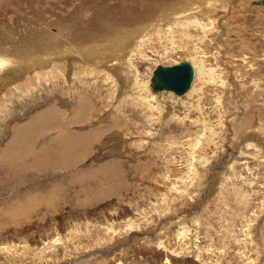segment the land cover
Listing matches in <instances>:
<instances>
[{
  "label": "rangeland",
  "instance_id": "1",
  "mask_svg": "<svg viewBox=\"0 0 264 264\" xmlns=\"http://www.w3.org/2000/svg\"><path fill=\"white\" fill-rule=\"evenodd\" d=\"M197 1L215 22L206 37ZM263 5L0 0V76L23 73L33 53L48 50L34 61L50 65L124 36L94 67L77 57L75 74L48 65L27 68L21 88L0 80V151L21 124L35 132L0 162V264H264ZM184 59L202 71L192 89L151 98L155 65ZM81 100L93 106L66 130L34 123L50 105L73 115ZM92 129L82 164L62 168L64 133Z\"/></svg>",
  "mask_w": 264,
  "mask_h": 264
},
{
  "label": "bare ground",
  "instance_id": "2",
  "mask_svg": "<svg viewBox=\"0 0 264 264\" xmlns=\"http://www.w3.org/2000/svg\"><path fill=\"white\" fill-rule=\"evenodd\" d=\"M205 5L207 4V6H205V8L206 7H208V6H210V7H213L214 9H216V8H220V9H222V8H226V6H225V4H227V0H201ZM190 3V2H189ZM192 3V2H191ZM199 1H197V2H195V3H192V5L194 6V7H196L197 9H198V16H197V20H196V24H198V27L202 30L201 31V33L203 32V35H204V37H206V33L208 32V31H212L211 29H213V27H215V22L213 21V19L210 21V25L209 24H206V22H204V20H203V9L202 10H200L201 9V7H200V5H199ZM258 3V2H257ZM193 6L191 7V8H193ZM204 6V5H203ZM264 6V5H263ZM209 7V8H210ZM190 8V9H191ZM203 8V7H202ZM188 9H189V7H188ZM208 9V8H207ZM211 9V8H210ZM213 9V10H214ZM179 12H183V11H179ZM168 15H164L163 17H162V19L163 20H169V19H171V15L172 14H174V13H172V12H170V13H167ZM179 14H181V13H179ZM207 13L205 12L204 13V15H206ZM175 15V14H174ZM208 15V14H207ZM170 16V17H169ZM209 19V18H208ZM209 21V20H208ZM186 25V24H185ZM144 28V27H143ZM142 32V31H141ZM3 33V32H2ZM119 33V32H118ZM93 35V34H92ZM109 36V35H108ZM108 36H107V38H108ZM123 37L124 36H122L121 34L118 36V38H116V39H108V41H106V42H104L103 44L102 43H95V41L93 42V43H91L90 45H88L87 47L88 48H86L84 51H83V55H81V54H79V53H77L76 51H71V52H69V51H67V52H69V53H72L73 54V58L74 59H67V58H65L66 60H64V61H56V62H53V63H51L50 65H49V63L50 62H36V61H34V59H39V58H41V57H48V56H51V55H53L52 53H47L46 54V51H48V50H46L45 52H42L41 53V57H39L38 56V54L36 55V54H34L33 53V55L32 56H28L27 58H26V60L28 59H31L30 60V64L27 66L26 64H24L25 66H24V69H25V71L27 70V68H30V67H32L30 70H32V69H36V68H40L41 70L43 69V67H46V66H48L49 65V69H47V70H49V72L50 71H52V70H57L59 73L60 72H64L66 69H68V71H70L71 70V72H72V74L74 73L73 71H75V69H77L78 68V64H77V62H79L80 60L78 59V58H82L83 60L81 61L84 65L86 64H90V66L91 67H94L96 64H94V63H92V61H90V59L92 60V58L93 59H95V58H98V59H101V58H103V54L105 53V52H107V51H110V52H112V53H116L117 52V50L119 49V46H121L122 45V43H123ZM131 39V38H130ZM261 40V39H260ZM264 40V39H263ZM92 41V40H91ZM131 41V40H130ZM87 42H88V40H87ZM86 42V43H87ZM98 42H100V41H98ZM262 42V41H261ZM128 43V42H127ZM94 44V45H93ZM46 45V44H45ZM39 47H40V44H39ZM84 47V46H83ZM86 47V46H85ZM67 48V47H66ZM41 49V48H40ZM124 49V48H123ZM1 50V49H0ZM25 50V49H24ZM27 50V49H26ZM44 50V49H43ZM54 50V49H53ZM58 50V49H57ZM83 50V49H82ZM81 50V51H82ZM42 51V50H41ZM59 51V50H58ZM16 52H18V51H16ZM26 53H27V51H25ZM49 52V51H48ZM122 52V51H121ZM6 53V52H5ZM14 53V52H13ZM11 53V57L9 56L8 58H9V61H11V62H16L17 60L16 59H19V52L18 53ZM25 53V54H26ZM59 53V52H58ZM63 53V52H62ZM1 54V53H0ZM13 54V55H12ZM28 54V53H27ZM40 54V53H39ZM72 54H70V55H72ZM74 54H76V55H74ZM117 54H119V52H117ZM69 55V54H68ZM108 55V54H107ZM112 55V54H111ZM2 57H3V52H2V55H1ZM54 56V55H53ZM114 56V55H113ZM7 57V56H6ZM76 57V58H75ZM78 57V58H77ZM92 57V58H91ZM23 58H25V57H23ZM51 58V57H50ZM53 58V57H52ZM58 58V57H57ZM71 58V57H70ZM113 58V57H112ZM111 58V59H112ZM2 59V58H1ZM62 59H64V57H61V60ZM98 59H95V60H98ZM27 60V61H28ZM55 60V59H54ZM79 60V61H78ZM95 60H93V61H95ZM8 60H7V62H9ZM20 61H21V59H20ZM104 61V60H103ZM180 61H182V60H180ZM184 61H187L189 64H190V66H191V68H192V77H191V80H190V83H189V86H188V88L186 89V91H188V90H190V89H192L191 87H192V81H193V79L196 77V78H199L200 77V75L202 74V71H201V69L199 68H196L195 67V64H197V63H194L193 61H190L189 59L188 60H186V59H184ZM96 62H99V61H96ZM102 62V61H101ZM179 62V61H178ZM177 62V63H178ZM4 63V62H3ZM19 63V62H18ZM29 63V62H28ZM112 63V62H111ZM21 64V63H20ZM22 64H23V62H22ZM98 64V63H97ZM174 64H176V63H174ZM37 65H39V66H37ZM108 65V64H107ZM113 65V64H112ZM160 65V64H159ZM171 65H173V64H171ZM10 66V65H9ZM99 66V65H98ZM97 66V67H98ZM156 66V65H155ZM164 66H167V65H164ZM80 67V66H79ZM96 67V68H97ZM105 67H106V65H105ZM66 68V69H65ZM88 68V67H87ZM87 68H85V67H81L80 69H79V71H78V73L79 72H81V71H84V70H86ZM101 68H103L102 67V65H101V67H100V70H101ZM74 69V70H73ZM30 70H28L27 72H26V74L29 76V77H31V76H34V74L32 73V71H30ZM103 70V69H102ZM3 71H5L4 70V68H3ZM19 70H17V69H13V70H11V71H9V72H7V73H3V76H0V80H4L5 82H7V84H9L10 86L11 85H13V84H17L16 85V87L17 88H21V87H19L20 85H21V83L23 84V85H25V83H23V82H21V78H20V76H23L24 75V73H25V71L23 72V73H17ZM67 71V70H66ZM110 71V70H109ZM47 72V71H46ZM58 72H55L54 74H56V73H58ZM87 72V71H86ZM92 72V71H91ZM37 73V72H36ZM45 73V72H44ZM85 73V72H84ZM46 74H48V73H46ZM50 74H52V73H50ZM63 74V73H62ZM65 74H66V72H65ZM68 74V73H67ZM75 74V73H74ZM40 76V74L38 75V77ZM46 76V75H45ZM41 78V77H40ZM45 78V77H44ZM4 83V82H3ZM19 85V86H18ZM70 85V84H69ZM32 87V86H31ZM138 87V86H137ZM23 88H24V86H23ZM143 89V88H142ZM145 90V89H144ZM148 92H149V95H150V97L151 98H153L154 96H156V94H160V93H162L164 90H161V91H157V92H152L151 91V89H150V86L148 87V90H147ZM185 91V92H186ZM166 92H170V91H166ZM82 98V97H81ZM138 98V97H137ZM7 100H8V98H6ZM78 102V101H77ZM57 106V105H56ZM91 105L88 103V102H86V101H84V100H81V101H79V103H78V108H77V111L75 112V113H73V115H68L67 113H66V111H61L60 109H57V108H55V105H50V106H48V108L46 107V109L45 110H43L42 111V113L41 114H38V115H36L35 117H34V119H35V122L34 123H39L40 125L41 124H44V125H47L48 126V124H50V123H48V122H51L52 123V125H53V127H57L58 129H59V127H63L65 130H66V128H65V126H66V124L67 123H69V124H78V123H80L81 121H84L85 120V118H84V116H86L87 114H88V110H87V108H91L90 107ZM91 110V109H90ZM94 111V110H93ZM87 113V114H86ZM31 121H28L26 124H21L22 126L19 128V129H15V131H14V135L12 136V138L9 140V142L6 144V146H5V148L2 150L1 149V151H0V162H13V161H15V160H17L18 159V157L21 155V153H22V147H24V145H26L27 143H26V141L27 140H30V135H31V133H33L34 131H32L31 130ZM34 126V125H33ZM39 128H37L36 130H38ZM41 130V129H40ZM108 130V129H107ZM39 131V130H38ZM51 131V130H50ZM61 131H62V129H61ZM95 131H97V130H90L89 132H87V133H70V134H66V133H64V138H63V141L60 143V146L63 148V150H64V152H63V155L60 157V158H58L59 159V162L62 164V168L63 167H67V168H72L73 166L72 165H78L79 163H81V161H83V160H85V158H86V154H87V152H88V150L90 149V145H91V143H92V141L93 140H95L96 138H98L97 137V135L96 134H99V133H96ZM31 132V133H30ZM37 132V131H36ZM35 133V132H34ZM33 133V134H34ZM49 132H48V129H47V134H48ZM37 134V133H36ZM39 134V133H38ZM51 134H52V132H51ZM54 134H55V132H54ZM53 134V135H54ZM58 134V133H57ZM56 134V135H57ZM43 135V134H42ZM50 135V134H49ZM58 135H61V134H58ZM58 135L56 136V137H58ZM32 136H34V135H32ZM38 136H40V135H38ZM37 136V137H38ZM46 136V134L44 135V137ZM48 136V135H47ZM62 136V135H61ZM98 136H100V135H98ZM41 138V137H40ZM50 138V137H49ZM59 138V137H58ZM61 138V137H60ZM32 139H34V138H32ZM35 139H37V138H35ZM53 139V138H52ZM31 141V140H30ZM43 141H44V139H43ZM50 141V140H49ZM49 141H48V143H49ZM52 141V140H51ZM46 142H47V139H46ZM53 142V141H52ZM46 144V143H45ZM55 144H57V143H55ZM59 144V143H58ZM38 145V144H37ZM43 145H44V143H43ZM49 145V144H48ZM40 148L42 147V146H39ZM46 147V146H45ZM35 148V147H34ZM48 149H49V147H48ZM61 150V149H60ZM39 152V151H38ZM39 155V154H38ZM44 155V154H43ZM46 155V154H45ZM54 159V158H53ZM53 159H51L50 158V160L51 161H53ZM33 160V159H32ZM47 160V159H46ZM46 160H43L42 161V164H43V166H44V164L46 163V162H44V161H46ZM34 161V160H33ZM56 161V160H55ZM27 164V163H26ZM39 164V163H38ZM82 164V163H81ZM2 165V164H1ZM47 165V164H46ZM80 165V164H79ZM23 166H24V164H23ZM40 166V165H39ZM41 167H42V165H41ZM45 167V166H44ZM43 167V168H44ZM46 167H48V166H46ZM50 167V166H49ZM18 168V167H17ZM43 168H42V170H43ZM61 168V169H62ZM40 170H41V168H40ZM58 170V169H57ZM60 170V169H59ZM17 171V170H16ZM58 172V171H57ZM35 173H37V172H35ZM44 173V172H43ZM55 174V173H54ZM64 176V175H63ZM60 178V177H59ZM68 178V177H67ZM68 181H70L69 180V178H68ZM60 182V181H59ZM29 183V182H28ZM30 184V183H29ZM54 188V187H53ZM62 190V189H61ZM32 204V203H31ZM50 206V205H49ZM53 206V205H52Z\"/></svg>",
  "mask_w": 264,
  "mask_h": 264
},
{
  "label": "water",
  "instance_id": "3",
  "mask_svg": "<svg viewBox=\"0 0 264 264\" xmlns=\"http://www.w3.org/2000/svg\"><path fill=\"white\" fill-rule=\"evenodd\" d=\"M192 68L187 61H179L173 65H156L149 77L152 92L170 91L175 95L183 94L189 86Z\"/></svg>",
  "mask_w": 264,
  "mask_h": 264
}]
</instances>
